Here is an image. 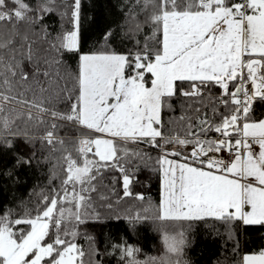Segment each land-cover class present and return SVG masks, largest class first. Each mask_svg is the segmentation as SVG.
<instances>
[{"label":"snow or ice","instance_id":"snow-or-ice-1","mask_svg":"<svg viewBox=\"0 0 264 264\" xmlns=\"http://www.w3.org/2000/svg\"><path fill=\"white\" fill-rule=\"evenodd\" d=\"M117 8L85 50L83 0H0V150L46 173L0 205V264H186L185 224L229 239L235 222L264 226V0ZM142 168L158 174L157 203L135 191ZM101 220L126 224L104 249L86 230ZM149 220L181 230L140 261L129 240ZM238 248L234 264H264V249Z\"/></svg>","mask_w":264,"mask_h":264},{"label":"trees","instance_id":"trees-1","mask_svg":"<svg viewBox=\"0 0 264 264\" xmlns=\"http://www.w3.org/2000/svg\"><path fill=\"white\" fill-rule=\"evenodd\" d=\"M119 0H83L82 9V33L84 49L91 48L93 44L109 28H115L120 19L117 8ZM55 24V17L51 18ZM113 46L120 47V37L116 36ZM76 58L69 56L68 62L75 66ZM20 153H26L27 148L22 142H17ZM155 155V153H153ZM15 151L0 150V205L15 206L21 200L27 201L33 189H37L46 183V173L42 165L33 161L29 165L16 163ZM135 191L144 193L147 200L157 203L159 200L158 174L150 168H142L139 172V182ZM219 232L206 226L204 223L194 224L191 228L185 224L183 230L187 236L185 248L186 264H234L238 259L233 252L235 239L239 241V254L250 253L264 249V226L242 225L235 222L231 226V235L235 239H229V231L220 224L216 225ZM87 233L95 238L96 246L101 249L118 238H122L126 230V224L116 223L110 220H101L86 226ZM167 230L175 235L181 230L178 223L146 221L138 225L136 231L131 233L129 242L140 251L137 259L146 261L152 257L164 256L162 236ZM80 243L86 248L88 241L81 239ZM103 264H121L118 256H102Z\"/></svg>","mask_w":264,"mask_h":264},{"label":"crops","instance_id":"crops-1","mask_svg":"<svg viewBox=\"0 0 264 264\" xmlns=\"http://www.w3.org/2000/svg\"><path fill=\"white\" fill-rule=\"evenodd\" d=\"M241 223V222H240ZM242 224V223H241ZM242 225H244V224H242Z\"/></svg>","mask_w":264,"mask_h":264}]
</instances>
